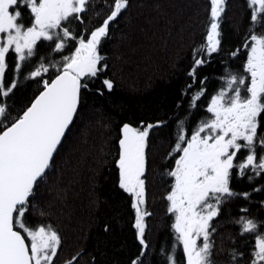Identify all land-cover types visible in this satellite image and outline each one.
<instances>
[{"label":"snow or ice","instance_id":"snow-or-ice-1","mask_svg":"<svg viewBox=\"0 0 264 264\" xmlns=\"http://www.w3.org/2000/svg\"><path fill=\"white\" fill-rule=\"evenodd\" d=\"M210 4L201 41L186 63L174 64L178 87L171 104L160 115L123 114L116 126L110 179L117 195L127 194L135 241L123 264H152L155 254L148 238L154 132L169 128L174 136L160 165L168 178L163 199L174 234L171 249H160L166 264H178L179 246L183 264H216L225 205L264 193V0H246L247 30L228 47L227 0ZM131 7L132 0H0V264H55L63 250L60 230L32 217L48 214L42 188L53 191L50 174L59 171L58 159L83 110L116 91L105 44L117 31L127 38L122 25L130 23ZM214 63L218 74L203 71ZM212 81L218 84L210 92ZM28 84L34 90L18 106L17 93ZM245 178L248 190L233 187L234 179ZM258 205L264 209V199ZM250 212L243 204L232 217L239 231L230 234V247L221 248L224 264H264V220ZM87 227L81 246L63 264H81L85 257L86 264H104L102 237L113 231L112 220H93ZM245 236L250 239L241 245Z\"/></svg>","mask_w":264,"mask_h":264},{"label":"trees","instance_id":"trees-1","mask_svg":"<svg viewBox=\"0 0 264 264\" xmlns=\"http://www.w3.org/2000/svg\"><path fill=\"white\" fill-rule=\"evenodd\" d=\"M159 5V7H157ZM210 0H132V7L126 14L130 23L122 25L127 38L121 40V32L105 44V50L112 54L110 74L117 82L111 97L95 99L82 112L79 126L74 129L70 142L62 157L58 159L59 171L52 175L48 187L42 188L44 202L50 204L45 216L33 214V221L53 223L61 232L63 250L55 264L63 260L81 246L82 234L88 231L93 220L111 219L113 231L102 237L105 245L101 257L104 264H123L129 249L134 250V239L129 231V204L127 194L117 195L110 179L112 154L118 149L116 126L123 114L160 115L171 104L178 80L174 75V64L186 63L191 56V48L201 41L210 19ZM25 21L26 8H22ZM248 13L246 0H227L223 18L225 47L235 46L247 30ZM121 53L116 58V53ZM12 56L9 62L12 63ZM241 64L237 61L233 67ZM209 75L218 74V63L203 69ZM11 76V73H8ZM209 91H214L218 82L212 81ZM35 85L28 84L17 93L18 106L31 95ZM203 109H201V112ZM198 118V117H197ZM106 125H109L106 127ZM174 136L169 128L154 132L151 137V162L149 171L148 204L153 215L149 219L150 246L155 249L152 264H166L160 253L161 246L171 249L174 234L170 228L171 217L166 211L163 195L168 187L167 177L161 176L162 157L171 151ZM264 184V181H259ZM253 184L251 187H255ZM233 187L248 190V181L234 179ZM57 192L60 193L58 198ZM264 193L254 194L250 202L233 201L225 205L224 216L217 233L216 250L213 259L216 264H224L221 248L231 245L229 236L237 233L239 227L233 225L232 217L240 215L239 208L246 204L251 208L249 215L264 220V209L258 201ZM229 213L231 215H229ZM264 231V229H261ZM97 229L92 228L93 237ZM250 237L245 236L241 245ZM178 264H183L182 246L176 249ZM85 257L81 264H86Z\"/></svg>","mask_w":264,"mask_h":264}]
</instances>
